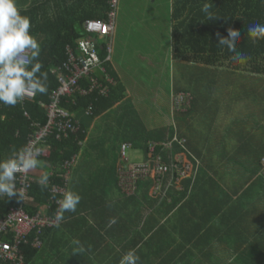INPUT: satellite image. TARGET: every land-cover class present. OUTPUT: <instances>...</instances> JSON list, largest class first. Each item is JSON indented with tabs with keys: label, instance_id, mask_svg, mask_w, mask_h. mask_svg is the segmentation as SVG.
Here are the masks:
<instances>
[{
	"label": "trees",
	"instance_id": "obj_1",
	"mask_svg": "<svg viewBox=\"0 0 264 264\" xmlns=\"http://www.w3.org/2000/svg\"><path fill=\"white\" fill-rule=\"evenodd\" d=\"M204 3L210 5L209 11L214 18H208V14L202 11ZM19 9L23 15L30 17V32L41 43L39 60L43 64L42 71L49 73L48 92L37 94L33 99L25 98L23 103L14 107L0 103V160L8 158L14 150L27 144L30 135L37 129L35 124L47 123L45 105L59 87V77L67 73V46L77 48V40L82 36L83 22L86 19L108 20L111 8L107 0H32L29 6ZM171 21V54L174 61L201 64L208 68H228L230 71L239 72L244 77L243 81L252 80L258 87L264 88V40L253 43L247 37V28L250 25L264 24V0H171ZM229 29L239 32L237 51L247 57L246 63L234 62L235 53H230L218 44L217 34L227 37ZM112 37L109 38L110 42ZM103 47L101 54L105 58V43ZM105 68L106 75L115 81L109 85L107 95L95 90L86 95L75 93L64 98L63 106L77 114L80 129L67 138L57 139L55 134L48 138L49 155L42 156L39 160L47 167L46 171L51 173L49 186L42 190L37 180L32 182L29 194L33 200H28L25 205L31 215L40 212L45 206H49L48 214L56 212L57 200L61 195L55 193L54 196L51 189L53 185L68 186L61 177L65 173L63 164L82 150V142L88 136L91 122L114 107L119 109L122 102L128 99L126 86L111 61L105 62ZM103 82L107 84L105 80ZM81 83L88 82L84 80ZM193 102L191 96L186 110L172 112L180 111V115L191 113L195 107ZM90 107V113H87ZM242 123L246 127V122ZM234 125L233 122L230 127ZM165 128L166 126L155 128L157 130L147 135L140 128L122 140L131 141V148H143L145 159L142 162L149 161V173L136 178L133 193L126 192L120 183L119 170L126 164L121 157V150L115 159L110 157V152H104L107 158L97 157V166L111 168L113 183L128 197H136L141 184H152V192L157 194L162 193L157 188L163 182L185 183L187 187L193 183V195L200 199L203 209H209L200 216L194 214L199 228L194 229L192 241L200 237L206 251L211 253L203 255L210 264H264V141L259 149L252 137L245 133L241 135V143L235 147L236 151L229 153L224 150L218 156L214 154L217 157L215 159L212 153L204 155L201 151L198 146L202 143L201 140L191 143L184 129L178 130L176 127L174 131V128ZM175 137L184 140V146ZM152 143L155 144L154 150L150 149ZM119 146L120 144L117 149ZM210 148L212 149L211 146ZM158 157L161 158V164L168 165V170L161 172L159 176L156 167ZM178 158L184 160L179 162ZM129 161L133 163L130 158ZM188 164L189 170L181 175L180 170ZM19 201L15 196L0 198V218L12 206L18 205ZM49 229L51 228L40 233L34 231L29 242L22 244L24 264L30 263L38 252L39 248L33 246L35 237L39 236L42 241ZM174 230L176 228L172 226L163 233L171 234ZM166 236L160 240L162 243L166 242ZM216 247L219 248L220 255L215 254ZM182 256V261L187 257L192 264H206L204 257L199 260L191 251ZM0 264L15 263L5 262L0 258Z\"/></svg>",
	"mask_w": 264,
	"mask_h": 264
},
{
	"label": "rangeland",
	"instance_id": "obj_2",
	"mask_svg": "<svg viewBox=\"0 0 264 264\" xmlns=\"http://www.w3.org/2000/svg\"><path fill=\"white\" fill-rule=\"evenodd\" d=\"M170 1L119 0L115 23L118 42L115 46V41L111 43L109 38L103 37L99 38L98 44L102 60L109 55L108 46L114 54L118 53L119 60L116 54L111 63L120 67L129 92L128 99L122 102L119 109L113 108L94 119L95 127L91 128L88 143L85 142L87 147L85 144L82 147L83 155L78 162L88 156V160L93 161L89 165H97L96 155L105 158L107 154L104 152H110V157L115 159L120 154L122 140L136 130L141 128L147 135L163 126H166L165 129L174 128V131L176 127L184 129L191 143L201 140L202 145H198L201 151L204 155L212 153L215 159L214 154H222L224 150L229 153L236 151L235 147L241 143V135L245 133L252 137L256 147H262L264 88L258 87L255 81H243L244 77L239 72L228 68H208L201 64L174 61L171 54ZM16 2H19L18 8H25L32 0ZM85 21L80 38L86 32ZM103 43L106 44L105 58L101 54ZM110 56H113L112 51ZM95 73L100 78L105 77L102 70L98 69ZM178 92L189 93L194 99L195 107L191 113L180 115V111L172 112V94ZM186 107V104L182 106ZM233 122L235 125L230 127ZM242 122H246V127ZM128 156L132 162L145 159L141 147L129 149Z\"/></svg>",
	"mask_w": 264,
	"mask_h": 264
},
{
	"label": "crops",
	"instance_id": "obj_3",
	"mask_svg": "<svg viewBox=\"0 0 264 264\" xmlns=\"http://www.w3.org/2000/svg\"><path fill=\"white\" fill-rule=\"evenodd\" d=\"M114 32L111 42L115 41L116 46L119 34L116 29ZM112 54L111 62L116 54L119 60L118 53L114 54L113 49ZM113 67L124 82L120 67ZM128 94L127 90V98ZM94 127L93 120L83 146L88 143L91 128ZM82 155V151L76 155L74 167L67 174V179L64 178L68 186H63L80 194L77 210L65 212L60 227L47 230L42 246L28 264H118L120 257L129 249L136 250L140 257L138 264H192L187 257L182 261V255L190 251L199 260L204 257L206 264H210L203 255L211 253L206 251L200 237L192 241L194 229L199 228L194 214L200 216L209 209H203L200 199L193 195V183L187 187L185 183L163 182L159 188L162 193L157 194L152 192L153 185L146 183L140 185L136 197L124 196L113 183L111 168L89 165L93 161L88 160V156L78 162ZM46 170L42 162V167L31 170V175L38 180ZM41 212L47 213L48 207H43ZM113 218L116 222L109 226ZM172 226L176 230L171 234L163 233ZM164 236L168 243L160 241ZM73 239H79L85 249L83 252L73 253L77 247L72 244ZM220 251L222 253L223 248ZM215 254L220 255L218 247Z\"/></svg>",
	"mask_w": 264,
	"mask_h": 264
},
{
	"label": "built area",
	"instance_id": "obj_4",
	"mask_svg": "<svg viewBox=\"0 0 264 264\" xmlns=\"http://www.w3.org/2000/svg\"><path fill=\"white\" fill-rule=\"evenodd\" d=\"M110 5L108 20L103 19H88L85 21V35L77 40V48L71 45L67 46L68 64L66 65L67 73L59 77L60 85L54 90L51 100L45 105L47 112V123L44 125L35 124L37 129L29 137L26 145L34 146L40 155H49L48 138L55 134L57 139L67 138L70 134L77 133L80 127L77 124L75 113H72L63 106L65 97H70L75 93L86 95L95 90L100 94L106 95L109 92V85L113 83V79L106 75L104 62L110 59L112 51L111 46L107 47L109 55L102 60L100 56L99 38H111L115 31V23L119 7V0H107ZM102 70L105 74L104 78H100L98 74H94L96 70ZM87 80L88 83H81ZM25 98L33 99L32 96ZM191 96L189 93L172 94L173 110H183V105H189ZM91 107L89 108V111ZM178 143L183 145L184 140L175 137ZM132 147L131 143L124 142L121 145V157L126 161V164L120 167L119 178L121 186L126 192L133 193L135 180L138 176H147L149 173V161L146 163H131L128 157V150ZM155 144L150 145V149L154 150ZM157 174L168 170L167 164H161V158L157 159ZM179 162H182L178 158ZM76 156L72 160H67L63 164L65 173L61 177L67 179V174L74 167ZM189 169L186 165L180 174L184 175ZM34 178L31 171L27 174H16V187L23 189L25 192L24 200H20L18 205L12 206L9 212L0 218V258L5 262H14L15 264H24V255L21 251L22 244L29 242V237L34 231L42 232L46 228H53L55 223L54 214L37 212L30 214L25 205L28 200H33L30 197L29 190L32 186ZM66 189L59 185H53L51 192L61 194ZM60 199V198H59ZM58 201V200H57ZM58 204V203H57ZM49 209V206H48ZM33 246L40 248L42 241L39 236L33 240Z\"/></svg>",
	"mask_w": 264,
	"mask_h": 264
},
{
	"label": "clouds",
	"instance_id": "obj_5",
	"mask_svg": "<svg viewBox=\"0 0 264 264\" xmlns=\"http://www.w3.org/2000/svg\"><path fill=\"white\" fill-rule=\"evenodd\" d=\"M209 8L210 5L204 3L202 11L208 14V18H214ZM30 28V17L21 13L16 0H0V103L8 106L23 103L26 96L35 97L48 92L49 73L42 71L43 64L39 60L41 43L30 32ZM217 35L218 44L230 53H235L234 62L246 63L247 57L237 51L239 32L229 29L227 37L219 36V33ZM247 37L253 43L264 40V24L250 25ZM39 155L40 152L34 146L25 145L14 150L8 158L0 160V198L15 196L18 200H24V190L16 187V174H27L42 167ZM50 176L49 171H43L39 176L37 184L42 190L49 186ZM60 195L54 214L55 223L52 225L57 228L64 221L65 212H75L81 201L80 194L71 188ZM115 222V218L111 219L109 226ZM72 244L77 246L73 253L85 250L79 239H73ZM139 259L136 250L129 249L120 257L118 264H138Z\"/></svg>",
	"mask_w": 264,
	"mask_h": 264
},
{
	"label": "bare ground",
	"instance_id": "obj_6",
	"mask_svg": "<svg viewBox=\"0 0 264 264\" xmlns=\"http://www.w3.org/2000/svg\"><path fill=\"white\" fill-rule=\"evenodd\" d=\"M107 95V94H106ZM191 101V100H190ZM189 106V105H188ZM187 106V107H188ZM187 107L186 108H184L183 110H186L187 109ZM182 110V111H183ZM87 113H90V111H89V109L86 111ZM77 120V124L79 125L80 124V121L78 120V119H76ZM129 157V156H128ZM158 159V158H157ZM133 163H136V162H133ZM138 163H146V162H138ZM189 170V169H188ZM159 187H160V185L158 186V188L157 189H159Z\"/></svg>",
	"mask_w": 264,
	"mask_h": 264
}]
</instances>
